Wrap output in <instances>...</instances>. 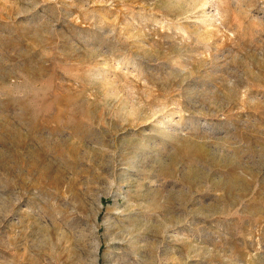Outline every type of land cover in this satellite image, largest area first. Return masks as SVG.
I'll return each mask as SVG.
<instances>
[{"label": "rangeland", "instance_id": "1", "mask_svg": "<svg viewBox=\"0 0 264 264\" xmlns=\"http://www.w3.org/2000/svg\"><path fill=\"white\" fill-rule=\"evenodd\" d=\"M0 264H264V0H0Z\"/></svg>", "mask_w": 264, "mask_h": 264}]
</instances>
